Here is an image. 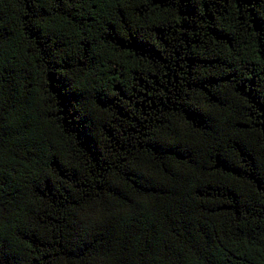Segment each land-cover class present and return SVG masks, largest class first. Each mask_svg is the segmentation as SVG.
I'll use <instances>...</instances> for the list:
<instances>
[{
  "label": "trees",
  "instance_id": "obj_1",
  "mask_svg": "<svg viewBox=\"0 0 264 264\" xmlns=\"http://www.w3.org/2000/svg\"><path fill=\"white\" fill-rule=\"evenodd\" d=\"M0 264H264V0H0Z\"/></svg>",
  "mask_w": 264,
  "mask_h": 264
}]
</instances>
